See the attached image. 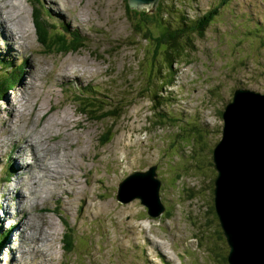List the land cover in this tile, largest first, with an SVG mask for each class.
<instances>
[{
    "label": "rangeland",
    "instance_id": "rangeland-1",
    "mask_svg": "<svg viewBox=\"0 0 264 264\" xmlns=\"http://www.w3.org/2000/svg\"><path fill=\"white\" fill-rule=\"evenodd\" d=\"M164 1L166 8L174 3L187 17L176 25L182 16L175 7H169L158 11L153 22H140V29L148 32L154 44L162 34L172 33L183 20L190 26L213 7L220 12L204 30L202 40H195L193 53L175 54L172 65L175 74L161 87L155 76L158 65L165 61L167 40L155 54L160 62L156 58L153 61L154 44L135 37L124 15V0H55L66 9L63 14L49 0H7L25 8L22 27L28 31L23 57L16 52L12 54L0 34V138L5 137L4 129L12 123L21 135H35L73 154V187L81 194L71 201L64 196L62 203L47 194L45 201L36 203L33 199L27 207L35 224L39 218L52 230L53 236L48 239L54 264H223L219 261L227 256L228 247L224 237L218 238L221 229L213 210L216 170L212 152L221 137V114L233 90L241 87L264 93V0ZM32 13L48 18L49 37L61 35L65 42L81 38L84 48L64 55L56 54V48L48 43L39 45ZM19 16L16 15L18 19ZM129 18L132 25L139 21L133 14ZM31 52L35 66L33 70L30 68V77L38 79L37 92L45 99L46 107L53 110L44 117L43 113L35 115L31 111L33 102L25 98L27 107H22V119L13 118L11 122L8 102L20 93L33 97L32 90L23 92L16 85L17 80L21 82L23 70H27ZM68 59L71 60L66 62ZM73 61H78V67ZM79 62L84 65L80 67ZM75 67L80 74L89 67L83 82L72 76L58 79L61 70ZM149 70L151 83L147 85ZM55 72L57 75L53 76ZM10 86L14 89L13 97L5 92ZM146 86L151 90L149 93L144 90ZM77 102H83L81 108L88 105L100 108L97 104L103 103L100 109L113 104L120 109L122 115L108 122V126L112 125L108 144H98L105 125L95 124L78 112ZM51 104L54 106L50 107ZM95 114L98 113L88 116ZM53 118L57 122L72 119L71 126L58 127L60 135L56 136L58 128L48 121ZM11 140L7 139L9 146L3 150V159L0 158V234L6 233L1 240L0 264H10L12 254L19 258L31 246L23 240L25 232L17 234L19 226L10 228L11 221L18 222L21 218L20 213L16 216L14 212L17 198L9 192L25 176L11 172L9 157L15 156ZM77 141L81 146L75 150L72 145ZM86 149L90 153H83ZM18 162L21 165L25 161ZM155 165L160 181L159 197L165 206L158 218L149 217L138 200L120 204L115 199L121 180L133 171L145 172ZM6 205L13 215L8 220L4 215ZM128 223L136 226L137 234L125 226ZM43 228L49 231L48 227ZM64 232L71 236L72 254H65L62 249ZM29 236L35 237L32 232ZM29 258L33 260L34 255Z\"/></svg>",
    "mask_w": 264,
    "mask_h": 264
},
{
    "label": "water",
    "instance_id": "water-1",
    "mask_svg": "<svg viewBox=\"0 0 264 264\" xmlns=\"http://www.w3.org/2000/svg\"><path fill=\"white\" fill-rule=\"evenodd\" d=\"M127 1L132 9L146 12L159 2ZM222 119V137L212 152L217 173L213 203L228 247L226 260L228 264H264V94L236 89ZM156 169L151 166L127 175L118 184L116 200L121 204L138 200L149 217H159L165 208Z\"/></svg>",
    "mask_w": 264,
    "mask_h": 264
},
{
    "label": "bare ground",
    "instance_id": "bare-ground-1",
    "mask_svg": "<svg viewBox=\"0 0 264 264\" xmlns=\"http://www.w3.org/2000/svg\"><path fill=\"white\" fill-rule=\"evenodd\" d=\"M49 1L52 2L51 4H54V7L58 13L63 14V12H66L64 6H62L61 4H57L55 0H49ZM24 12H25V8L16 7L12 5L10 2H7V0H0V34L4 36V40L9 45L8 49L10 50V52H12V54L16 52L20 57H23L26 53V51L23 49V46H24V42L27 39L26 33L28 31V30L24 31L22 27V18L25 19V16H23ZM18 14L20 15L19 16L20 19L16 17V15ZM28 17H29L28 19L30 20V16ZM27 54H29V52ZM32 55L33 53L31 52V57L28 59L29 64L27 70L24 69L23 70L24 72L23 73L21 72L22 73V77H20L21 82L17 80L16 85L17 87L20 88V91L23 92L26 91L27 89L32 90L33 97H30L29 95L23 96V94L19 92L20 94H17L14 97L15 99L14 101L10 100L8 102V109H9L8 113L11 122L13 118L19 119V121L22 119L23 117L22 107L23 106H25V108L27 107L24 101L25 98L28 99L30 102H33L31 111L35 113V115L43 113L42 117H44L46 114L51 112V110H53L52 108L46 107L44 101L45 99L41 98L39 96V93L37 92L38 87L37 85H35V82L38 81V79H35L34 77L32 78L30 77L31 75V73L29 74L30 68L33 70L35 66V58H32ZM19 56L16 58H20ZM69 60L71 59H68L66 62H68ZM20 63H22V59H19L18 64ZM73 63H75L76 66L78 67V61L76 62L73 61ZM79 64L80 67L84 65L81 62H79ZM75 69L72 68V70L69 69L61 70L59 73L60 77H58V79L66 80V78L72 76L74 78H78L77 80L79 82H83L85 77L84 74L88 72L89 67H85L82 70V72L80 71L81 74L78 72L77 69L75 71ZM51 71L52 70H49V73H51ZM56 75L57 72L53 74V76ZM51 84H53V81ZM16 88L15 90H17ZM53 89L55 91V86L53 87ZM54 91L53 93H55ZM56 94L58 95L57 98H59V94L58 93ZM52 106H54V104H51L50 107ZM48 121L51 123L52 127L56 126L57 128L60 127L61 129L70 127L72 123V119H67V118L63 122L61 120H60L61 122H57L55 118L50 119ZM4 130H5L4 131L5 137L3 139L0 138V145L2 144V146H0V158L3 159V150L9 146V145L7 146L6 144L7 139L11 138L12 140L10 144L15 147L12 152V154L15 153V156L12 157L11 155L9 157L12 161L11 172L12 174H25V176L21 177V179L14 184L12 190L9 192V195L11 196L15 195L17 198L18 207L14 208V212L16 210V216L20 213V218H21V221L18 222L11 221V224L13 225H11L10 228L13 229V227L19 226L17 230V234H19L20 231L25 232L27 236L24 237L23 240L27 241L28 245H31L30 248L28 249V252L20 253L19 258H16L12 254L9 262L10 264H20V263L24 264L23 262H25V264H32L33 261L36 264H54L55 259L49 255V251L51 250L50 239L53 236L52 235L53 233L51 232L52 230L50 229L49 225L47 226L46 224L41 223L39 218L36 219L37 224H35L34 220L31 219V214L27 210V207H30V202L33 199L36 201V203L45 201V198H48L47 194H49L52 197H55L58 203H62V198L64 196L69 198L71 201L72 199H75L78 194H80L79 191L75 192L73 187L74 183L72 181V178H73V174L75 173L72 170L74 168L73 154L68 153L64 148L58 145H53L50 143L48 144L47 142H45L44 140H42L41 138L35 135L34 137H32L31 135L29 136L27 134L26 136L21 135L20 132H17L15 130V127L12 126V123L11 125H8V127ZM59 135L60 132L58 128L56 136ZM79 146H81L79 141H77L74 145H72V147H74L75 150L78 149ZM84 152L86 154L90 153L88 149L84 150L83 153ZM19 159H22L25 162L20 165V163L18 162ZM90 159L93 158L91 157ZM31 167L33 168L31 169ZM89 171L90 170H88L87 173ZM53 188H57L58 190L53 192L52 190ZM43 194L44 196H42ZM5 200H11V199H5ZM82 202H85V200H83ZM4 215L8 216L7 220L13 216L12 213L9 212V205H6L4 209ZM32 225H38V226L36 228H33L34 226ZM125 226L129 230L135 231V232L133 231L130 232L137 234L136 226L134 224L128 223ZM43 227L46 228L48 227L49 231L45 230V228ZM29 232H32L35 237L30 238ZM48 237H50V239H48ZM153 244L154 246L155 245L158 246L157 243H153ZM15 250L16 249H14V251ZM148 250L150 251V254L154 253V250L151 249L150 246L148 247ZM30 255H34L33 260L29 258Z\"/></svg>",
    "mask_w": 264,
    "mask_h": 264
},
{
    "label": "trees",
    "instance_id": "trees-1",
    "mask_svg": "<svg viewBox=\"0 0 264 264\" xmlns=\"http://www.w3.org/2000/svg\"><path fill=\"white\" fill-rule=\"evenodd\" d=\"M184 1L185 0H183L182 2ZM169 7H175L177 13L182 16L181 19L179 18V21H176V25L179 24L180 20L187 17V15L182 14L180 10H178V8L175 6L174 3L168 4V7L166 8L164 0L159 1L156 10L150 15H148V12L146 11L132 10L127 5H124V14L130 24L131 22L129 17L131 16V14L139 17V21L136 25L131 24L132 31L134 32L135 36L139 38L141 41L149 40L150 42H152L153 45L154 44L153 39L150 38L148 32L144 31L143 29H140L139 23L153 22L154 20L153 16L156 15L158 11H162L163 9H168ZM219 12H220L219 8L213 7L211 10L197 17L198 22L194 21L192 22V25L187 26V21L183 20L178 27L173 29L172 33L162 34L158 39H156V44L154 46V58L153 56L151 57L153 61L156 58V60L160 62V59H158L155 54L157 53L160 44L166 43V40L168 43L166 47L167 49H166L165 61L161 66L158 65L155 76V79L159 83H161L160 84L161 87L163 85L162 83L163 80L175 74V71L172 70L175 54L177 53L178 55L182 56L193 53L194 50L196 49L194 45L195 40L196 39L202 40L204 35V30L213 23L215 18L219 16ZM33 23L39 43L41 45L48 43L49 46H53V47L56 46V50H57L56 54L66 55L69 52H77L78 50L84 48L85 44L79 41L78 39H73L72 41L67 43L63 40L61 35L55 36L51 40H49L48 27L50 26V24L47 18L43 16L33 14ZM48 51L50 52V50ZM150 75H151V71H150ZM145 91L150 92L151 90L149 88H145ZM133 92H136V90H133ZM156 95L157 93L155 94V96ZM97 105L100 108L104 106L103 103ZM76 106L78 108V111H80V113L83 116L90 117L89 118L90 121L94 122L95 124L100 123L105 125L104 129L101 130V134H103V138L100 137L98 144L99 146H104L108 144L111 139L110 135L112 133V125L108 126V122H112L113 120H115L116 115H122V113H120V109L117 108V105L116 104L109 105L107 108H103V109L95 108L94 106L88 105L81 109V107L83 106V102H77ZM96 112L98 114L88 116V113L93 114ZM65 229L66 231L68 230L67 227ZM217 235L218 238L224 237L222 230L221 232H217ZM71 241H72L71 236L67 232H65L63 234V240H62L63 243L62 248L65 254H72L74 251L73 243ZM1 246L2 243H1V234H0V249ZM219 262L223 264H228L226 258H223Z\"/></svg>",
    "mask_w": 264,
    "mask_h": 264
},
{
    "label": "clouds",
    "instance_id": "clouds-1",
    "mask_svg": "<svg viewBox=\"0 0 264 264\" xmlns=\"http://www.w3.org/2000/svg\"><path fill=\"white\" fill-rule=\"evenodd\" d=\"M159 1H160V0H159ZM124 2H125V5L129 6L127 0H124ZM158 3H159V2H158ZM157 5H158V4H157ZM129 7H130V6H129ZM130 8H131V7H130ZM156 8H157V6L155 7V9H154L153 11L148 12L149 15L152 14V13L156 10ZM131 9H132V8H131ZM132 10H134V9H132ZM136 11H138V10H136ZM33 14H34V13H32V24H33V27H34V23H33ZM124 15H125V14H124ZM42 16L45 17L44 15H42ZM45 18H47V17H45ZM47 19H48V18H47ZM146 23H147V22H146ZM146 23H145V24H146ZM130 25H131V24H130ZM34 31H35V27H34ZM35 35H36V31H35ZM134 35H135V34H134ZM53 37H55V36H50V37L48 36V39L51 40ZM135 37H136V36H135ZM73 39H78V40L81 41V42L83 41L81 38H73ZM73 39H72V40H73ZM36 40H37L38 44L41 45V44L39 43V41H38L37 35H36ZM72 40H71V41H72ZM69 42H70V41H69ZM145 42L148 43L149 41H148V40H145ZM67 43H68V42H67ZM133 44H134V46L136 45L135 43H133ZM155 44H156V42H155ZM155 44H154V46H155ZM41 46H44V45H41ZM52 47H53V46H52ZM54 47L56 48V46H54ZM69 53H76V52H69ZM69 53H68V54H69ZM161 65H162V64H161ZM19 70H20V67L18 66V67H17V71H19ZM11 74H12V77L14 78V81H15L14 73L11 72ZM149 78H150V79H149V82L147 83V85H148L149 83H151L150 70H149ZM14 81H13V82H14ZM164 81H167V78H166L165 80H163L162 83H164ZM13 82H11V84H12ZM160 84H161V83H159V85H160ZM160 86H161V85H160ZM162 87H163V85H162ZM145 88H148V87L146 86ZM238 88H241V87H238ZM238 88H236V89H238ZM236 89H235V90H236ZM242 89H246V88H242ZM144 90H145V89H144ZM235 90H233V92H234ZM246 90H249V89H246ZM13 91H14L13 87L10 86V88H8L7 91H5V92H6V93L9 92L10 96L13 97ZM251 91H253V90H251ZM145 92H146V91H145ZM233 92H232V96H233ZM254 92H256V91H254ZM148 93H149V92H148ZM257 93H259V92H257ZM261 94H264V93H261ZM157 95H158V94H157ZM232 96H231L230 101L232 100ZM1 99H2V98H0V100H1ZM230 101H229V102H230ZM229 102H228V103H229ZM226 104H227V103H226ZM226 104H225V106H226ZM225 106H224V109H225ZM76 108H77V106H76ZM77 109H78V108H77ZM223 111H224V110H223ZM78 112H79V111H78ZM222 113H223V112H222ZM221 118H222V114H221ZM222 122H223V119H222ZM222 128H223V124H222ZM222 128H221V137H222ZM221 137H220V139H221ZM220 139H219V141H220ZM263 139H264V138H263ZM219 141H218V142H219ZM218 142H217V143H218ZM247 159H248V158H247ZM248 161H249V160H248ZM247 163H248V162H247ZM212 165H213V164H212ZM255 166H256V165H255ZM216 176H217V173L215 174L214 180H215ZM157 179H158V178H157ZM121 181H122V180H121ZM119 183H120V182H119ZM117 189H118V188H117ZM159 190H160V189H159ZM213 192H214V181H213ZM116 194H117V191H116ZM115 199H116V195H115ZM117 202H118V201H117ZM120 204H121V203H120ZM127 204H128V203H127ZM142 206H143V205H142ZM213 206H214V203H213ZM145 208H146V207H145ZM218 224H219V223H218ZM64 233H65V232H64ZM5 235H6L5 232H4L3 234H1V240H2L3 238H5ZM61 240H63V236H62ZM225 242H226V241H225ZM62 247H63V246H62ZM62 249H63V248H62Z\"/></svg>",
    "mask_w": 264,
    "mask_h": 264
}]
</instances>
